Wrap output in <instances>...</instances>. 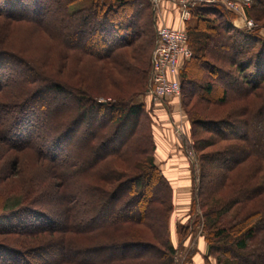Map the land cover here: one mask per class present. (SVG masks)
Here are the masks:
<instances>
[{
	"label": "trees",
	"instance_id": "obj_1",
	"mask_svg": "<svg viewBox=\"0 0 264 264\" xmlns=\"http://www.w3.org/2000/svg\"><path fill=\"white\" fill-rule=\"evenodd\" d=\"M76 1L0 0V24L21 20L34 33L39 28L50 40L46 54L57 47L64 63L99 62L117 89L98 93V84L108 93L105 82L88 84L85 74L70 85L50 82L33 59L0 45V56H17L27 71L17 83L0 73V140L12 150H32L50 169L48 180L62 202L58 226L57 216L39 205L47 192L33 182L16 199L0 195V264H178L169 229L172 187L154 162L143 107L133 101L150 70L154 6L89 0L70 8ZM256 1L247 10L258 25H234L235 13L218 2L193 7L194 23L186 25L191 56L180 82L184 97L194 99L184 107L199 153L195 193L204 257L216 264H264V39L256 34L264 26V0ZM49 90L69 99L37 115L32 105ZM204 103L216 109L200 108ZM200 131L214 135L196 139ZM219 142L225 143L210 149ZM198 217L176 227L179 243Z\"/></svg>",
	"mask_w": 264,
	"mask_h": 264
},
{
	"label": "rangeland",
	"instance_id": "obj_2",
	"mask_svg": "<svg viewBox=\"0 0 264 264\" xmlns=\"http://www.w3.org/2000/svg\"><path fill=\"white\" fill-rule=\"evenodd\" d=\"M151 1V0H150ZM89 3V0H77L73 3L70 8L75 9L82 6H85ZM256 0H251L248 4L242 3V16L235 14L233 18V23H237L238 27H248L244 25L243 19L244 17L247 19H251L256 24L255 20L253 19L252 13L249 12L247 9H250L252 6L256 5ZM153 4V3H152ZM154 12H155V25L156 30L159 24H161V19L159 18L158 14V6L153 4ZM2 22V20H0ZM188 23L185 25H193L194 20L188 19ZM261 25V22H259ZM253 25V26H254ZM258 25V24H256ZM252 27V26H251ZM149 31L155 34L157 38V32H154L152 28ZM258 32L256 34L264 39V26H259L257 29ZM39 33V34H38ZM156 40V39H155ZM49 37L42 31L39 30L37 33L32 31L31 25H26L21 20L11 21L8 24H0V45L5 46L8 51L13 52L14 55L22 58H31L33 59L32 62L36 63V65L40 69L45 71L44 74L50 79V82L59 81L65 82L67 85H70V81L73 83L74 81L78 80L80 75L85 74L86 76H90L88 80V84L93 82L94 84H98L99 81L103 80L105 85L107 86L106 91L102 90L99 86L96 89L98 93L101 94H110L116 93L117 89L113 87L108 81V77L105 71H100V63L96 61L88 62H63L57 55V47H54V54H46L47 53V44L49 43ZM156 43V42H155ZM213 48L216 49V43H213ZM17 56H0V73L4 74V78L11 77L14 83H17V77H21L23 73H26V64H22L19 60L16 59ZM53 61V62H52ZM49 62V65H44V63ZM63 62V63H62ZM77 67L80 70L69 72V69H73ZM151 67V65H150ZM149 67V69H150ZM253 71V67H248L246 69V75L250 76V72ZM36 73V71H34ZM82 72V73H80ZM150 72V70H149ZM30 73V72H28ZM99 73V74H98ZM207 75V74H205ZM115 76V75H114ZM99 77V78H98ZM249 79V78H248ZM103 82H101L103 84ZM150 82V74H148L144 88L135 95L133 101L136 103H140L144 110V116L149 122L150 131L152 134V139L154 143V150L157 143H164L165 146L169 148V157L164 159L166 163L172 162L170 161V157L172 154H176L178 157L181 158L174 159L175 165L171 168L167 166L164 170L166 172V176L168 177L169 184H176V189L172 188L173 194V211L169 217V229L171 233V239L176 247V256L178 260V264H216V259L213 256H208L206 258L204 255L207 254V251L202 254L198 244L200 243V237L203 238L202 232V222H201V212L198 203V197L196 196V189L197 180L199 178V157L194 148L193 141H196L194 136L191 134V122L189 120L188 115L186 114L184 102L186 101L187 106L190 108L194 104V99L191 97L185 96L184 97V90L181 88L180 95L177 97H170L165 102V108L163 109L157 107V102L152 99L150 94L148 93V85ZM74 84V83H73ZM222 87V83L215 89V94H218L219 87ZM230 89L232 91H238V85L230 84ZM70 87V86H69ZM100 87V88H99ZM48 95L46 96H39L36 99H39V104H35L32 107L34 108L37 115H44L43 110L48 109L49 112L54 108L56 103L54 102H63L67 101L69 98L62 97L54 91H47ZM100 94V95H101ZM214 94V95H215ZM51 99L49 103L46 104V97ZM48 98V99H49ZM203 103V102H202ZM243 103V102H242ZM200 108H215L213 105L209 103L199 104ZM164 111V112H162ZM168 112L170 116L174 114V118L172 116L171 122L164 118V114ZM3 113V112H2ZM50 115V114H49ZM176 122V124H175ZM43 121L36 122L37 126L43 125ZM264 123V121H263ZM178 127V131L176 130ZM39 129V128H38ZM82 130L85 129L84 126L81 128ZM39 132V131H38ZM179 132V133H178ZM214 134H209L206 132L200 131L197 134V138H206ZM184 136V137H183ZM218 136H216L217 138ZM40 146H44L43 141H39ZM225 142H219L214 147L210 149L219 148L220 145L224 144ZM45 148V146H44ZM208 149V150H210ZM67 151V150H66ZM206 151V150H204ZM154 157V151H153ZM186 159H185V158ZM155 162V160H154ZM184 162V163H183ZM191 163H194L195 169L192 170ZM44 164V165H43ZM168 170H171L169 173ZM162 171V170H161ZM50 169L48 166L40 160L36 155H34L33 151L30 149H9L6 148V145L3 141L0 140V195H3L1 199H16L18 196L20 197V189L23 190L27 187V185L31 182L40 186L42 191L47 192L45 196H47L46 200L40 201L39 205H43L44 209L49 214H55L57 216L56 224L59 226L62 224L60 219V212L61 210V201L59 199V195L57 191L54 190L55 185L50 184L48 180ZM174 172V173H173ZM196 173V180L195 177ZM164 174V173H163ZM171 179V180H169ZM210 181H214L213 178H209ZM55 181V180H54ZM58 181V180H57ZM29 182V183H28ZM59 182V181H58ZM57 182V183H58ZM50 184V185H49ZM183 184V185H182ZM185 185V186H184ZM172 187V185H171ZM178 187V188H177ZM8 190L10 191L9 195H5V192ZM183 194V195H182ZM10 196V197H7ZM183 198V199H182ZM180 199V200H179ZM1 202V201H0ZM3 202V201H2ZM39 202V201H38ZM45 202V203H44ZM38 204V203H37ZM194 204V205H193ZM194 211V215L191 216V211ZM199 216V217H198ZM199 218V224L195 225L193 229H188L185 238L182 243H179V235L177 234L176 227L179 225H186L189 218L196 219ZM40 224V223H38ZM57 235V234H56ZM55 235V236H56ZM1 239V238H0ZM36 241V240H35ZM199 241V243H198ZM205 241V240H204ZM51 255H47L46 257H50Z\"/></svg>",
	"mask_w": 264,
	"mask_h": 264
},
{
	"label": "built area",
	"instance_id": "obj_3",
	"mask_svg": "<svg viewBox=\"0 0 264 264\" xmlns=\"http://www.w3.org/2000/svg\"><path fill=\"white\" fill-rule=\"evenodd\" d=\"M163 0H151L157 6ZM179 12L177 26L159 24L157 38L151 55L150 82L148 93L153 100L166 105L170 97H177L181 92L180 69L184 61L191 56L185 22L190 19L191 9L201 3L218 2L239 16H242V3L251 0H171ZM244 25H254L251 19L244 17ZM234 25L238 26L237 23ZM179 130L178 128L176 129ZM179 133V132H178Z\"/></svg>",
	"mask_w": 264,
	"mask_h": 264
},
{
	"label": "crops",
	"instance_id": "obj_4",
	"mask_svg": "<svg viewBox=\"0 0 264 264\" xmlns=\"http://www.w3.org/2000/svg\"><path fill=\"white\" fill-rule=\"evenodd\" d=\"M158 14H159V18L161 19L160 20L161 24H165L167 26H177L178 25L179 12H178L176 5L171 0L161 1L160 5L158 6ZM157 107H160V108L163 107V109H164L165 105H163L160 102H157ZM165 108H167V107H165ZM162 112H164V111H162ZM166 114H168V116ZM173 115L174 114H172V116ZM164 116H165L164 118H166L167 120H169L171 122L172 116H170V113L166 112L164 114ZM173 118H174V116H173ZM175 124H176V122H175ZM168 151H169V148L167 146H165L164 143H160V142L157 143V141H156V147L154 150V160H155V163L158 165V167L162 170V172L164 173L165 176H166V172L164 169L167 166H170L172 168L173 165H175L174 159L181 158V156H179V155L177 157L176 154H172V156L170 157V159H171L170 161L172 162V164L170 162H168V163H166V161L164 162V159H166V157H169ZM168 171H169V173L171 172V170H168ZM169 180H171V179H169ZM171 185H172V188L175 190L176 184H174V185L171 184ZM199 241H200V243H199ZM199 241H198V243H199L198 247H199L201 253L204 254L207 251V244L203 240L202 237H200Z\"/></svg>",
	"mask_w": 264,
	"mask_h": 264
},
{
	"label": "bare ground",
	"instance_id": "obj_5",
	"mask_svg": "<svg viewBox=\"0 0 264 264\" xmlns=\"http://www.w3.org/2000/svg\"><path fill=\"white\" fill-rule=\"evenodd\" d=\"M184 163V162H183ZM183 185V184H182ZM185 186V185H184ZM183 195V194H182ZM183 199V198H182ZM180 200V199H179Z\"/></svg>",
	"mask_w": 264,
	"mask_h": 264
}]
</instances>
